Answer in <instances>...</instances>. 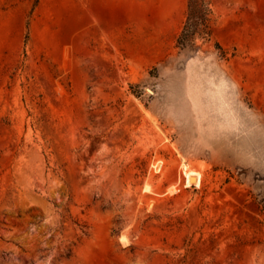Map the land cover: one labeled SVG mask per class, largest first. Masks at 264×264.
Here are the masks:
<instances>
[{
	"label": "rangeland",
	"instance_id": "obj_1",
	"mask_svg": "<svg viewBox=\"0 0 264 264\" xmlns=\"http://www.w3.org/2000/svg\"><path fill=\"white\" fill-rule=\"evenodd\" d=\"M210 1L0 0V264H264V0Z\"/></svg>",
	"mask_w": 264,
	"mask_h": 264
},
{
	"label": "trees",
	"instance_id": "obj_2",
	"mask_svg": "<svg viewBox=\"0 0 264 264\" xmlns=\"http://www.w3.org/2000/svg\"><path fill=\"white\" fill-rule=\"evenodd\" d=\"M210 0H188V18L182 33L178 38L181 51H192L197 38L211 35L209 21L211 15Z\"/></svg>",
	"mask_w": 264,
	"mask_h": 264
},
{
	"label": "bare ground",
	"instance_id": "obj_3",
	"mask_svg": "<svg viewBox=\"0 0 264 264\" xmlns=\"http://www.w3.org/2000/svg\"><path fill=\"white\" fill-rule=\"evenodd\" d=\"M184 177H185V187H201L203 181V174L197 169L192 168L187 164H183ZM147 190H150V186H147ZM123 242H126L125 236L121 237ZM127 243V242H126ZM124 243V244H126Z\"/></svg>",
	"mask_w": 264,
	"mask_h": 264
}]
</instances>
